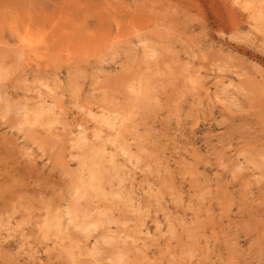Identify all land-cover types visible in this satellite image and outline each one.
<instances>
[{
	"label": "rangeland",
	"instance_id": "1",
	"mask_svg": "<svg viewBox=\"0 0 264 264\" xmlns=\"http://www.w3.org/2000/svg\"><path fill=\"white\" fill-rule=\"evenodd\" d=\"M0 64V264H264V0H0Z\"/></svg>",
	"mask_w": 264,
	"mask_h": 264
},
{
	"label": "bare ground",
	"instance_id": "2",
	"mask_svg": "<svg viewBox=\"0 0 264 264\" xmlns=\"http://www.w3.org/2000/svg\"><path fill=\"white\" fill-rule=\"evenodd\" d=\"M156 26V25H155ZM14 47V46H13ZM19 59V58H18ZM20 60V59H19ZM1 65V64H0ZM4 70V69H3ZM5 71V70H4ZM6 72V71H5ZM147 84V83H146ZM139 87V86H138ZM140 88V87H139ZM128 89V88H127ZM148 89V88H147ZM147 92H148V90H147ZM129 97V96H128ZM145 99V98H144ZM144 101V100H143ZM13 107V106H12ZM40 108V107H39ZM46 110V109H45ZM41 111V110H40ZM43 111V110H42ZM52 111V110H51ZM34 112V111H33ZM48 112V111H47ZM42 113V112H41ZM32 115V114H31ZM124 115V114H123ZM103 116V115H102ZM122 117V116H121ZM37 118V117H36ZM42 119V118H41ZM120 119V118H119ZM102 120V119H101ZM111 120V119H110ZM112 120H113V118H112ZM105 121V120H104ZM103 121V122H104ZM106 121H107V123L109 124V125H111L110 123H111V121L109 122V119H106ZM106 121H105V123H106ZM25 122V121H24ZM120 122V121H119ZM118 122V123H119ZM26 123V122H25ZM116 123V122H115ZM107 125V124H106ZM30 133H31V131H29ZM83 138V137H82ZM86 138V137H85ZM106 139V138H105ZM84 141H85V139H84ZM77 142V141H76ZM107 142V141H106ZM103 146V145H102ZM3 151V150H2ZM96 151H98V150H96ZM106 151V150H105ZM86 152V151H85ZM102 152H104V151H102ZM103 154V153H102ZM97 155H98V153H97ZM114 155V154H113ZM96 156V155H95ZM94 155H93V157H91L92 159H91V162H90V165H88V166H90L89 167V169H88V174H89V179H90V181L89 182H87V185H88V189L90 190H92L94 193H96V195L99 193V195H102V193L101 192H103L102 191V189H103V187H105L104 186V184H107L106 183V181H107V178L105 177V175H106V172H108L106 169H105V167H104V163H105V161H104V155H103V157H100L99 155H98V157L96 158ZM112 158H114V157H112ZM80 159V158H79ZM108 159V158H107ZM111 159V158H110ZM109 163V162H108ZM119 164V163H118ZM83 166H84V164H83ZM121 166V165H120ZM123 167V166H122ZM84 168V167H83ZM86 168V167H85ZM111 168H114V166L113 167H111ZM115 169V168H114ZM112 170V169H111ZM110 170V171H111ZM86 171V170H85ZM109 171V172H110ZM114 171H116V170H114ZM113 171V172H114ZM82 172H84V170L82 169ZM84 174V173H83ZM109 176V175H108ZM77 178V177H76ZM81 179V178H80ZM112 179H114V178H112ZM111 179H109L108 181H110ZM88 181V180H87ZM107 181V182H108ZM79 182V181H78ZM111 182V181H110ZM82 184V183H81ZM110 185V184H109ZM121 185H123V184H121ZM81 186V185H80ZM109 188V187H108ZM87 189V188H86ZM113 189V188H112ZM121 189V188H120ZM87 191V190H86ZM107 191V190H106ZM85 192V191H84ZM108 192V191H107ZM120 192H122V190L120 191ZM101 193V194H100ZM118 193V192H117ZM85 194V193H84ZM87 194H88V192H87ZM105 194V193H104ZM110 194H111V192H110ZM86 195V194H85ZM95 195V196H96ZM117 195V194H116ZM129 195V194H128ZM118 196V195H117ZM123 196H125V194L123 195ZM87 197H88V195H87ZM86 197V198H87ZM98 197V196H97ZM125 197H127V196H125ZM18 198V197H17ZM117 199H118V197H116ZM123 199H124V197H122ZM103 199V198H102ZM117 199H116V201H117ZM122 199V200H123ZM74 200V199H73ZM79 200V199H78ZM126 200V199H125ZM89 201V200H88ZM104 201V200H103ZM106 201H108V200H106ZM105 201V202H106ZM119 201V200H118ZM155 201V200H154ZM124 202V201H123ZM126 202H127V200H126ZM93 204V203H92ZM117 204V203H116ZM127 204V203H126ZM126 204L124 203L123 205H125L126 206ZM74 207V206H73ZM88 209V208H87ZM28 210V209H27ZM78 210V209H77ZM85 210H86V208H85ZM104 212V211H103ZM102 212V213H103ZM78 213V212H77ZM84 214V213H83ZM91 214V213H90ZM101 215V214H100ZM84 216V215H83ZM105 216H106V213H105ZM107 217V216H106ZM61 220V219H60ZM59 220V221H60ZM170 221V220H169ZM101 222V221H100ZM49 224V223H48ZM59 226V225H58ZM85 229H86V227H85ZM56 232V231H55ZM148 235V234H147ZM131 243H132V241H131ZM132 246V245H131ZM71 248V247H70ZM72 249V248H71ZM76 249V248H75ZM124 251V250H123ZM128 252V251H127ZM139 253V252H138ZM119 254V253H118ZM142 254V253H141ZM121 255H123V254H121ZM132 255V254H131ZM171 256V255H170ZM122 257V256H121ZM72 258V257H71ZM124 259V258H123ZM90 261V260H89ZM126 262V261H125Z\"/></svg>",
	"mask_w": 264,
	"mask_h": 264
}]
</instances>
